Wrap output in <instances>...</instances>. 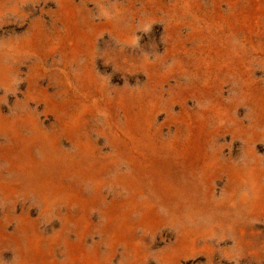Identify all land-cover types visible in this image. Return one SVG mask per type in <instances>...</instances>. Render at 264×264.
Listing matches in <instances>:
<instances>
[{"label":"rangeland","instance_id":"obj_1","mask_svg":"<svg viewBox=\"0 0 264 264\" xmlns=\"http://www.w3.org/2000/svg\"><path fill=\"white\" fill-rule=\"evenodd\" d=\"M0 264H264V0H0Z\"/></svg>","mask_w":264,"mask_h":264}]
</instances>
